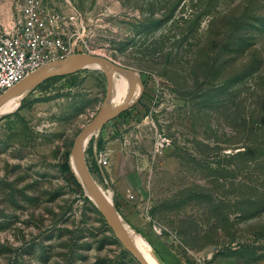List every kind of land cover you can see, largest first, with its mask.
I'll list each match as a JSON object with an SVG mask.
<instances>
[{
	"label": "rangeland",
	"instance_id": "374dc122",
	"mask_svg": "<svg viewBox=\"0 0 264 264\" xmlns=\"http://www.w3.org/2000/svg\"><path fill=\"white\" fill-rule=\"evenodd\" d=\"M74 1L93 52L143 83L85 149L122 218L164 264H264V212L243 219L241 178L211 175L243 146V114L264 107L254 87L264 81V0ZM255 63L260 73L244 72ZM106 91L105 70L88 67L44 81L0 117V264H140L85 199L73 169L61 170ZM96 146L109 158L103 169ZM226 215L231 245L215 230Z\"/></svg>",
	"mask_w": 264,
	"mask_h": 264
},
{
	"label": "built area",
	"instance_id": "2783aa9c",
	"mask_svg": "<svg viewBox=\"0 0 264 264\" xmlns=\"http://www.w3.org/2000/svg\"><path fill=\"white\" fill-rule=\"evenodd\" d=\"M83 10L74 0H0V96L53 61L92 53ZM103 169L109 158L96 146Z\"/></svg>",
	"mask_w": 264,
	"mask_h": 264
},
{
	"label": "water",
	"instance_id": "95a60500",
	"mask_svg": "<svg viewBox=\"0 0 264 264\" xmlns=\"http://www.w3.org/2000/svg\"><path fill=\"white\" fill-rule=\"evenodd\" d=\"M93 65L107 66L109 68V73L106 74V97L97 114L76 137L71 150L70 165L72 169L73 164L76 166L80 176L79 177L75 173L76 177L82 186L85 189L87 188L86 192L89 199L95 203L100 213L112 227L118 239L124 245L125 249L129 251L140 264H151L134 243L130 236L129 230L127 229V226L125 225L123 218L113 201L109 199L99 188L97 181L93 177L85 155V149L87 146L85 145V142L87 138L89 136L92 137L95 132L100 131L107 123L117 118L135 102L136 99L133 100L135 88L138 83L141 85V87L143 86L140 77H138V72L132 68L121 66L104 56L92 53H78L70 57L53 61L39 71L29 75L23 81L15 85L12 89L0 96V105L5 100L14 95L25 94L26 96L37 86L50 78L71 75ZM117 72L124 73L129 77H133V80L131 81V88L127 99L122 104L115 107H108V103L114 88V75Z\"/></svg>",
	"mask_w": 264,
	"mask_h": 264
},
{
	"label": "trees",
	"instance_id": "16d2710c",
	"mask_svg": "<svg viewBox=\"0 0 264 264\" xmlns=\"http://www.w3.org/2000/svg\"><path fill=\"white\" fill-rule=\"evenodd\" d=\"M250 35H244L239 39V45L243 46V53L250 51ZM252 64L250 67L244 69V72L260 73L263 65ZM65 77V76H61ZM59 78V77H54ZM255 91L260 92L259 96L264 98V81H259L254 84ZM260 107H258L259 109ZM258 110H252L251 112L244 113L240 120L239 129L236 133L242 135L244 141L243 146L238 147L235 152L225 159L226 166L228 168L216 170L211 175H219L221 178L227 180L241 178L240 182V194L235 203L237 209L241 213L243 219L248 220L259 216L264 212V107ZM234 168V169H232ZM61 170L66 173L72 170L70 165V153L67 156V160L61 165ZM75 183L82 189V184L75 175H72ZM85 199H89L86 197ZM204 202L209 205L212 204L213 199H209V196H204ZM228 203H231L228 200ZM224 209L229 206L223 202ZM222 226L217 227L215 230L218 232L224 231L223 236L227 239L225 242L228 245L233 244L236 240L235 233L232 232V224L229 217L226 215L221 219ZM212 244V243H211ZM243 248H251L250 244H242Z\"/></svg>",
	"mask_w": 264,
	"mask_h": 264
},
{
	"label": "bare ground",
	"instance_id": "6f19581e",
	"mask_svg": "<svg viewBox=\"0 0 264 264\" xmlns=\"http://www.w3.org/2000/svg\"><path fill=\"white\" fill-rule=\"evenodd\" d=\"M100 68L105 70V73H109V68L107 66H100V65H93L90 66V68ZM138 77H140L138 73ZM133 80L132 76H127L124 73L117 72L114 75V88L111 95V98L108 103V107H115L117 105L122 104L128 97L129 91L131 88V81ZM142 92V87L138 83L135 88V93L133 96V100L138 99L140 94ZM25 97V94L20 95H14L7 100H5L0 105V117L6 114H10L14 112L18 107L21 105V102L23 98ZM95 132L93 135L97 134ZM91 136H89L85 142V145L88 144V141ZM73 171L79 176L78 170L76 166L73 164ZM80 177V176H79ZM98 184V182H97ZM99 188L102 190V192L112 200V193L106 191L102 186L98 184ZM87 190V188H86ZM125 225L127 226V229L129 230L130 236L133 239L134 243L137 245V247L140 249V251L143 253V255L147 258V260L151 264H164L160 256L155 252V250L151 247V245L147 242L146 238L141 235L139 232H137L126 220H124Z\"/></svg>",
	"mask_w": 264,
	"mask_h": 264
}]
</instances>
